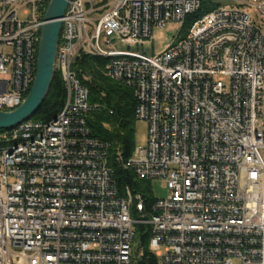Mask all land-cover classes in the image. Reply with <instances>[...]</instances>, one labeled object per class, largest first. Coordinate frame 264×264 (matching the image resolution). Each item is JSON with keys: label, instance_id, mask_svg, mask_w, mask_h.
Masks as SVG:
<instances>
[{"label": "built area", "instance_id": "built-area-1", "mask_svg": "<svg viewBox=\"0 0 264 264\" xmlns=\"http://www.w3.org/2000/svg\"><path fill=\"white\" fill-rule=\"evenodd\" d=\"M47 1L0 0V110L31 90ZM206 1L222 5L182 37ZM61 21L62 111L0 132V264H138V223L158 264H264V0H71ZM168 23L178 35L146 52ZM84 55L134 90L147 137L122 163L170 191L149 217L88 124Z\"/></svg>", "mask_w": 264, "mask_h": 264}, {"label": "trees", "instance_id": "trees-1", "mask_svg": "<svg viewBox=\"0 0 264 264\" xmlns=\"http://www.w3.org/2000/svg\"><path fill=\"white\" fill-rule=\"evenodd\" d=\"M50 0L45 3V8ZM222 2H204L201 8L187 16L182 26V37L186 36L194 24L210 13ZM106 60L102 57L84 55L76 59L75 66L79 75L89 88L90 104L94 106L88 116V124L97 138L108 144L110 164L112 165L120 190L129 185L146 198V215L149 217L151 205L156 197L150 186V180L137 178L131 168H126L123 161L132 157L136 141V104L132 87L110 79L104 73ZM88 77V79H85ZM67 98V89L60 73L55 71L49 94L32 119L49 121L63 109ZM4 130H0L2 132ZM134 216H138L136 213ZM151 226L138 223L135 240L138 252L143 255L138 264H158V258L149 248Z\"/></svg>", "mask_w": 264, "mask_h": 264}, {"label": "water", "instance_id": "water-1", "mask_svg": "<svg viewBox=\"0 0 264 264\" xmlns=\"http://www.w3.org/2000/svg\"><path fill=\"white\" fill-rule=\"evenodd\" d=\"M71 0H50L41 30L36 76L26 99L18 107L0 110V130H10L31 119L47 98L55 75V58L62 28L61 18Z\"/></svg>", "mask_w": 264, "mask_h": 264}, {"label": "rangeland", "instance_id": "rangeland-1", "mask_svg": "<svg viewBox=\"0 0 264 264\" xmlns=\"http://www.w3.org/2000/svg\"><path fill=\"white\" fill-rule=\"evenodd\" d=\"M252 14H256L255 9H250ZM23 16V13H21ZM202 26L193 27V31H198ZM181 29L179 23H168L165 27H155L153 30V38L143 46L148 53H158L168 46L169 43L178 35ZM181 35L183 33H180ZM105 73V72H104ZM148 125L143 120H137L136 123V141L137 145L146 141ZM150 186L156 198H166L169 194L167 181L160 178H154L150 181ZM234 264H240L239 260H234Z\"/></svg>", "mask_w": 264, "mask_h": 264}]
</instances>
